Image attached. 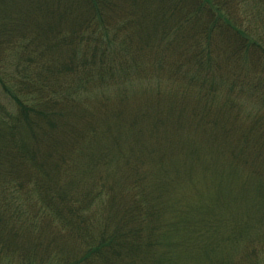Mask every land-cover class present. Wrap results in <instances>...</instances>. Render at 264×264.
I'll list each match as a JSON object with an SVG mask.
<instances>
[{"label":"trees","instance_id":"16d2710c","mask_svg":"<svg viewBox=\"0 0 264 264\" xmlns=\"http://www.w3.org/2000/svg\"><path fill=\"white\" fill-rule=\"evenodd\" d=\"M0 264H264V0H0Z\"/></svg>","mask_w":264,"mask_h":264}]
</instances>
